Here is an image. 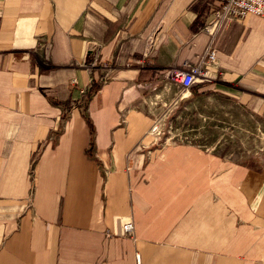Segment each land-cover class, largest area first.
Here are the masks:
<instances>
[{"label":"crops","instance_id":"1","mask_svg":"<svg viewBox=\"0 0 264 264\" xmlns=\"http://www.w3.org/2000/svg\"><path fill=\"white\" fill-rule=\"evenodd\" d=\"M212 6L0 0V264H264V166L153 133L214 107L264 127V18L218 32L200 94L171 78L207 53Z\"/></svg>","mask_w":264,"mask_h":264},{"label":"rangeland","instance_id":"2","mask_svg":"<svg viewBox=\"0 0 264 264\" xmlns=\"http://www.w3.org/2000/svg\"><path fill=\"white\" fill-rule=\"evenodd\" d=\"M233 112L235 113L231 109V113ZM236 119H239L238 115ZM158 126L161 132L160 137H163V143L178 141L174 138L170 139V137L179 134L196 139L199 137V133L203 131L205 135L202 134V138L196 139L202 146L216 147V140L219 139L218 147L222 149L221 151L226 157L256 159L259 166H264V127L259 128V125H253L250 122L247 124L240 123L229 117L226 108H199L192 113L190 124H159ZM185 127L188 128L186 130L192 128L193 131L186 133L184 132ZM158 131L159 129L155 133L159 135Z\"/></svg>","mask_w":264,"mask_h":264},{"label":"built area","instance_id":"3","mask_svg":"<svg viewBox=\"0 0 264 264\" xmlns=\"http://www.w3.org/2000/svg\"><path fill=\"white\" fill-rule=\"evenodd\" d=\"M212 18L209 21L205 29L211 34V41L208 47L207 53L202 55L200 61L187 68L181 69L173 73L171 78L184 89L188 90L192 87L211 81V69L218 64V51L215 47L216 37L218 32L230 22L241 23L248 15H256L264 18V0H212ZM150 49L154 47V40L150 41ZM93 67H103L106 71L101 76L102 83L109 81L112 76L109 75L110 70H113L112 66L108 63L99 64L97 61L91 63ZM93 79L90 81L88 88L82 90L83 94H86L93 86ZM78 79L71 81V86H77ZM156 123L153 129V133L160 128ZM119 225H116V232L114 235H121L131 237L134 233V222L132 219L121 220L119 219Z\"/></svg>","mask_w":264,"mask_h":264},{"label":"trees","instance_id":"4","mask_svg":"<svg viewBox=\"0 0 264 264\" xmlns=\"http://www.w3.org/2000/svg\"><path fill=\"white\" fill-rule=\"evenodd\" d=\"M97 89V85L95 84H93V86H92V88L90 89V93H92L93 91H95ZM195 87L194 88H192V90H193V92L195 93V94H200L199 92H197V91H195ZM206 93V92H205ZM93 129H92V135H93ZM94 137H92V139H91V148L93 147V145H94V139H93Z\"/></svg>","mask_w":264,"mask_h":264}]
</instances>
